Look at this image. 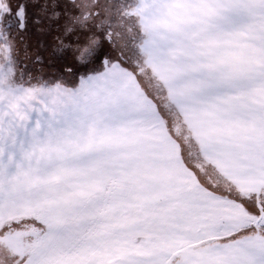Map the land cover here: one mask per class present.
Returning a JSON list of instances; mask_svg holds the SVG:
<instances>
[{
    "label": "snow or ice",
    "instance_id": "snow-or-ice-1",
    "mask_svg": "<svg viewBox=\"0 0 264 264\" xmlns=\"http://www.w3.org/2000/svg\"><path fill=\"white\" fill-rule=\"evenodd\" d=\"M0 264H264V0H0Z\"/></svg>",
    "mask_w": 264,
    "mask_h": 264
}]
</instances>
